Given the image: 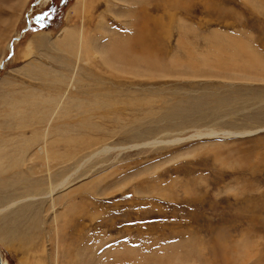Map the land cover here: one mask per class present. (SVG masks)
Segmentation results:
<instances>
[{"label":"rangeland","instance_id":"1","mask_svg":"<svg viewBox=\"0 0 264 264\" xmlns=\"http://www.w3.org/2000/svg\"><path fill=\"white\" fill-rule=\"evenodd\" d=\"M21 1L0 208L36 198L0 215L5 263L264 264V0Z\"/></svg>","mask_w":264,"mask_h":264},{"label":"bare ground","instance_id":"2","mask_svg":"<svg viewBox=\"0 0 264 264\" xmlns=\"http://www.w3.org/2000/svg\"><path fill=\"white\" fill-rule=\"evenodd\" d=\"M1 1V0H0ZM23 1V2H22ZM21 2H22V6H21V8H20V11L22 10V7L24 6V4H25V2H26V0H22ZM9 7H7L9 10H11V11H16L19 7V3L20 2H17V0H9ZM73 9V11L74 12H79L78 10H79V7L77 6V7H75V8H72ZM11 19L10 18H3V17H1L0 16V23H6V22H8V21H10ZM70 32V31H69ZM69 32L67 31V32H63V33H66L65 34V38H67V37H69ZM11 33V32H10ZM9 33V34H10ZM9 34H0V60H2V57H3V53H4V48H2L1 46L2 45H4V43H6L7 42V37L9 36ZM68 34V35H67ZM67 35V36H66ZM9 48H11V46L9 47ZM13 52V51H12ZM11 52V53H12ZM32 105H34V104H32ZM60 110V109H59ZM58 110V111H59ZM67 110V109H66ZM62 111V110H61ZM60 111V112H61ZM67 112V111H66ZM18 113V112H17ZM49 114H47V116L49 115V117H52V115H53V113L55 114L56 113V109H54V110H52V111H50V112H48ZM63 113H65V112H63ZM68 113V112H67ZM66 113V114H67ZM20 114V113H19ZM51 114V115H50ZM65 114V115H66ZM58 115V114H57ZM23 116H26L25 114H23ZM37 115H32V116H30V118H34L35 119V117H36ZM28 118V117H27ZM46 119H49L48 117L46 118ZM42 120H44V118L42 119ZM42 120H40V121H42ZM39 122V121H38ZM51 122V121H50ZM221 132V131H220ZM197 134H195V135H193L192 137L193 138H196V137H204V136H208V137H212V136H220V135H224L225 137H229V136H232V135H238V134H241V135H244V134H250V133H248V132H246V133H235V132H231V131H228V132H221V133H219L217 130H215V129H207L205 132H203V131H198V132H196ZM48 134V133H47ZM46 136V135H45ZM43 137H44V135H43ZM191 137V136H190ZM65 140V142L66 143H73L74 144V140H72V139H64ZM63 140V138H59L58 139V141H64ZM184 140V138H176V139H173V140H170V141H162V140H155V141H152V142H150V143H147V144H145L144 146H155V145H158V144H161V143H179V142H181V141H183ZM60 143V142H59ZM47 144V143H46ZM44 145L43 147H41L40 148V151L39 152H42V153H45L47 156H45V159H46V161H53L54 163H59V162H62V160L64 159L63 158V156H62V154L61 153H56V154H53L52 152H50L49 150V148L47 147V145ZM64 144V143H63ZM85 144L87 145V143L85 142ZM72 145V144H71ZM49 146V145H48ZM90 146V145H89ZM137 147V146H136ZM72 151V150H71ZM100 151H107V148H103V149H101ZM99 151V152H100ZM0 152H2V149H0ZM99 152L97 153V155L99 154ZM75 153H77V151H75L74 153H71V154H69L68 156H71L72 154H74V156H75ZM44 154V155H45ZM52 155V156H49V155ZM64 154V153H63ZM2 155V154H1ZM65 156V155H64ZM14 164V163H13ZM79 171V170H78ZM78 171H76V172H74L73 173V175H70V177L69 176H67V177H64V179L63 180H61L60 182H58L57 184H55V185H53V186H49V192H47L48 193V195H51V194H53V193H57V191L58 190H60V189H63V188H65L68 184H69V180L73 177V176H75L76 175V173L78 172ZM36 198V196L35 195H30V196H27V197H24V198H19V199H16V200H14V201H12L11 203H9L8 205H6V206H4L3 208H0V215L1 214H3V213H6V212H9V211H11V210H13V209H19V208H21L23 205L22 204H25V203H27V201L29 202V200H32V199H35ZM55 205H53L52 207H54ZM25 208V207H24ZM2 260H3V258H2ZM3 264H6L5 263V261L3 260Z\"/></svg>","mask_w":264,"mask_h":264},{"label":"water","instance_id":"3","mask_svg":"<svg viewBox=\"0 0 264 264\" xmlns=\"http://www.w3.org/2000/svg\"><path fill=\"white\" fill-rule=\"evenodd\" d=\"M0 264H3L2 255L0 253Z\"/></svg>","mask_w":264,"mask_h":264}]
</instances>
